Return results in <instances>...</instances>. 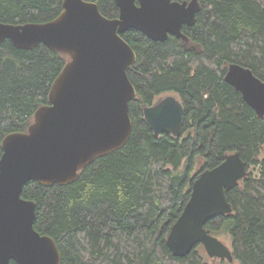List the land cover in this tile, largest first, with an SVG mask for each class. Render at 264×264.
Here are the masks:
<instances>
[{
	"label": "trees",
	"instance_id": "obj_1",
	"mask_svg": "<svg viewBox=\"0 0 264 264\" xmlns=\"http://www.w3.org/2000/svg\"><path fill=\"white\" fill-rule=\"evenodd\" d=\"M92 1L107 17L119 16L115 0ZM200 1L195 23L183 26L188 42L175 35L154 41L133 28L121 33L137 53L128 68L137 89L128 142L70 184H25L23 197L37 203L34 227L56 240L61 264H210L201 244L179 257L166 241L197 176L236 151L259 172L228 191L233 212L206 228L231 236L239 264H264V117L225 80L232 62L264 80V0ZM62 8L63 0H0V21L46 22ZM68 58L45 44L0 43V158L4 137L26 131L49 103ZM163 94L184 105L180 137L155 135L144 117V106Z\"/></svg>",
	"mask_w": 264,
	"mask_h": 264
},
{
	"label": "water",
	"instance_id": "obj_2",
	"mask_svg": "<svg viewBox=\"0 0 264 264\" xmlns=\"http://www.w3.org/2000/svg\"><path fill=\"white\" fill-rule=\"evenodd\" d=\"M119 16L104 15L92 0H63L59 15L46 22L0 21V43L33 49L45 44L69 56L55 78L49 103L35 112L26 131L7 134L0 158V264H61L56 240L34 227L37 203L23 197L29 181L70 184L82 169L122 148L130 139V102L137 89L128 68L137 53L121 33L133 28L154 41L171 35L189 41L185 24L195 23L200 0H115ZM225 80L264 117V80L237 62L229 63ZM184 105L167 94L144 106V117L159 136L182 134ZM251 174L239 151L202 171L190 199L173 224L167 245L175 256H187L203 245L213 258L235 261L232 247L211 233L209 220L233 212L228 191Z\"/></svg>",
	"mask_w": 264,
	"mask_h": 264
},
{
	"label": "rangeland",
	"instance_id": "obj_3",
	"mask_svg": "<svg viewBox=\"0 0 264 264\" xmlns=\"http://www.w3.org/2000/svg\"><path fill=\"white\" fill-rule=\"evenodd\" d=\"M164 95H167V94H163L162 96ZM161 96V97H162ZM160 97V98H161ZM159 99V97H158ZM157 99V100H158ZM262 156L264 157V148L262 150ZM253 174H258V170L256 168H250L249 169ZM220 239H222L227 245H229L230 247L233 246V243H232V238L230 235L226 234V233H221V234H218L217 235ZM201 247L205 250L204 246L201 245ZM205 257H206V261H208L210 264H239V262L237 260L233 261V262H229L227 259H223V258H213V257H210L206 250H205Z\"/></svg>",
	"mask_w": 264,
	"mask_h": 264
}]
</instances>
